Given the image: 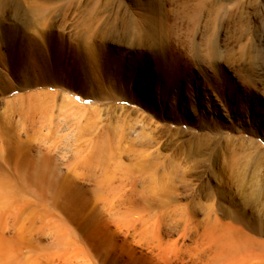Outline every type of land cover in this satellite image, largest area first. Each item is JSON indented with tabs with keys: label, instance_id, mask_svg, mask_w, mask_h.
<instances>
[{
	"label": "rangeland",
	"instance_id": "1",
	"mask_svg": "<svg viewBox=\"0 0 264 264\" xmlns=\"http://www.w3.org/2000/svg\"><path fill=\"white\" fill-rule=\"evenodd\" d=\"M0 193L16 264H264V0H0Z\"/></svg>",
	"mask_w": 264,
	"mask_h": 264
},
{
	"label": "bare ground",
	"instance_id": "2",
	"mask_svg": "<svg viewBox=\"0 0 264 264\" xmlns=\"http://www.w3.org/2000/svg\"><path fill=\"white\" fill-rule=\"evenodd\" d=\"M108 141H110V140H101L100 142H99V144H98V154H96L95 153V155H94V157L96 158V159H98V160H103V153L105 152V151H108V150H110V151H113V154L111 155V156H113L114 158H116V160H118L119 158H121V156H117L118 154H120V155H122L123 154V150L122 151H120L118 148H117V145H115L116 146V149H118V151L115 149V148H113L114 146L112 145V144H110V143H108ZM106 144H109L108 145V147H106ZM109 146H111V147H109ZM28 160H30V159H28ZM94 161V160H93ZM104 161V160H103ZM34 162V161H33ZM32 162V163H33ZM90 162H91V159L89 158V159H85L84 160V162L81 164L82 165V167H84V169L85 170H87V169H89V167L91 168V166H92V164H90ZM100 163H102V162H100ZM30 165V162H28L27 161V164L26 165ZM22 165H24V164H22ZM94 167V166H93ZM31 172V171H30ZM159 174V173H158ZM158 174H156V176H158ZM37 175V174H36ZM33 176V175H32ZM153 178H152V180L151 179H148V178H144V179H142V181H141V183H138L137 182V180L136 181H134V182H132L131 183V186H132V188L134 189V190H132L133 192V196L131 197H129L128 195L127 196H121V197H118V201H120L119 203H129V204H131L133 207H135L134 206V204L135 205H140V206H142L143 208V210H144V212L146 211V210H149V209H151L152 207H153V205L156 203V204H163V201L160 199V198H155L154 196H151V194H147V191L145 190V189H148L146 186H148L147 184H148V182L149 181H153V182H156V184H155V186H152L151 187V185H149V188L151 187V188H154V189H151L150 191H148V192H159V191H161L160 189H158L157 188V186L159 185L158 184V181L160 180V179H158V177H155V175L154 174H152L151 175ZM155 177V178H154ZM47 179V178H46ZM107 180V179H106ZM158 180V181H157ZM47 181H48V179H47ZM114 181V180H113ZM109 183H111V182H109ZM97 185V184H96ZM128 184L125 182V181H121L119 184H117L116 186H115V184H114V182H113V184H107V187H106V185H102L101 183L100 184H98V186H97V189L102 193V194H104L105 192H109V193H114L115 194V192L116 191H119L118 189L119 188H122L123 189V187H126ZM139 185H141L140 187H143V189H141V190H138V187H139ZM163 190V189H162ZM33 191H31V193H32ZM136 194V196H135V194ZM1 194H3V193H0V202H1ZM153 195V194H152ZM108 198V197H107ZM4 199V198H3ZM116 200V199H115ZM152 203H154V204H152ZM155 204V205H156ZM111 205V204H110ZM122 205V204H121ZM128 205V204H127ZM114 206V205H113ZM9 208V211H8V214L7 215H9V213H10V210H12L11 208H13L14 210H12L11 212V216L12 217H14V218H12V220H13V224H12V226H15V224L17 223V220L18 219H20V217L22 216V214H24L25 213V211L27 210V209H29L30 208V206H29V202H19L15 207H13V205H12V207L10 208V207H8ZM137 208V207H136ZM132 209V208H131ZM141 209V210H142ZM137 210V209H136ZM5 211H6V209H5ZM4 210H3V212H5ZM34 211V210H33ZM135 211V210H134ZM143 212V211H142ZM1 213V212H0ZM138 213V215H139V213H141V212H137ZM31 214V213H30ZM35 214H36V212H35ZM34 213H33V215H32V217L29 219L30 221H29V225L31 226V227H33V229H34V227L36 226V223H37V221L39 220H36V218H34V215H35ZM134 214H135V212H134ZM164 214V213H163ZM136 216V215H135ZM8 217V216H7ZM5 217L4 216H1L0 215V245L2 246V245H4V243H6L7 241H8V237L6 236V231L7 230H9L10 229V221H9V219L10 218H6V219H4ZM42 220V219H41ZM123 224V223H122ZM55 229V228H54ZM53 229V230H54ZM60 229V228H59ZM57 232V231H56ZM65 235V234H64ZM56 236V235H55ZM58 239H60L59 241H58V245L59 246H61L62 245V239H63V237H58ZM63 241H65V240H63ZM62 242V243H61ZM65 244V243H64ZM87 244V243H86ZM2 248V247H1ZM52 248V247H51ZM69 249V248H68ZM1 250V249H0ZM84 250V249H83ZM81 251V250H80ZM69 252V251H68ZM67 254V253H66ZM224 254H226V253H224ZM60 255H61V253H60ZM73 255V254H72ZM62 256V255H61ZM70 256V255H69ZM76 256V255H75ZM66 257V256H65ZM219 257H220V255H219ZM55 258V257H54ZM58 258H59V256H58ZM222 258V257H221ZM51 259V258H50ZM52 260H53V258H52ZM57 260V259H56ZM222 260V259H221ZM50 261V260H49ZM55 261V260H54ZM86 261V260H85ZM213 262V261H212ZM12 263H15V260H14V258H13V256L10 254V252L9 251H5L4 252V250H2V251H0V264H12ZM43 263V262H42ZM45 263V262H44ZM47 263V262H46ZM16 264V263H15Z\"/></svg>",
	"mask_w": 264,
	"mask_h": 264
}]
</instances>
